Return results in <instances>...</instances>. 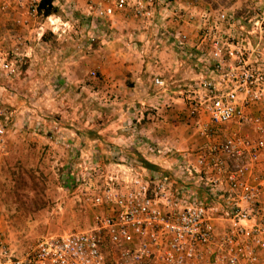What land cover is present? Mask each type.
<instances>
[{
	"label": "built area",
	"instance_id": "1",
	"mask_svg": "<svg viewBox=\"0 0 264 264\" xmlns=\"http://www.w3.org/2000/svg\"><path fill=\"white\" fill-rule=\"evenodd\" d=\"M15 1L27 11L25 23L42 20L40 31L43 20L58 36L70 26L61 14L43 15L41 0ZM249 2L236 14L212 6L182 7L169 0L87 1L85 27L96 29L99 21L118 11L131 10L145 29L170 12L167 17L177 25L172 32L175 44L181 50L191 44L187 53L197 61L199 73L181 95L207 141L198 166L179 169L182 184L163 174L146 178L137 156L126 157L120 147H109L114 155L109 163L78 157L71 165V186L93 209L92 226L44 236L22 253L0 239V264H264V178L252 182L248 177L264 151V0ZM54 3L64 12L65 7L77 10V0ZM185 24L196 25L194 38L181 29ZM90 40H96L94 34ZM19 56L18 48H0V71L17 75ZM91 74L97 76L96 71ZM155 83L163 85V80L156 78ZM230 123L246 125L256 136L231 129L216 140ZM51 133L50 141L61 142L57 131ZM7 142L0 121V158ZM205 171L227 174L225 200L214 198L207 204L194 196L193 188L201 185L185 177ZM208 184L215 186L217 180L210 178ZM214 218L228 221V231L217 234Z\"/></svg>",
	"mask_w": 264,
	"mask_h": 264
},
{
	"label": "crops",
	"instance_id": "2",
	"mask_svg": "<svg viewBox=\"0 0 264 264\" xmlns=\"http://www.w3.org/2000/svg\"><path fill=\"white\" fill-rule=\"evenodd\" d=\"M87 1L77 0V10L81 8L86 13ZM169 2L182 7L195 4L194 0ZM218 9H228L236 14L242 12V8L238 6ZM169 13L159 20L157 26L143 29L131 10L118 11L112 18L99 21L100 27L115 28L116 31L114 30L115 34L111 37L102 38L98 48L53 59L52 63H56L53 64L50 74L59 79L56 87H61L60 80L64 75L75 77L80 80L81 89L92 87L94 92L99 93L101 105L97 107L96 103L85 99L73 101L67 107H61L56 100L50 102L52 113L50 119H46L49 121V130L57 131L58 137L64 143L61 147L47 141L53 148L56 147L61 153L69 148L75 152L73 155L90 159L99 157L103 162L107 159L110 162L113 156L108 152L109 147H120L126 157L143 155L152 161L157 168L149 169L151 176L163 174L173 182L178 180L179 184L184 182L177 177V174H182L180 168L198 166V154L207 138L196 128L195 116L184 102L181 92L198 75L199 69L196 59L187 53L192 48L191 44L184 48L185 52L174 40L172 43V40L164 36L166 33L172 35L177 26L167 17ZM26 18V9L15 0H0V48H18L19 60L36 54L34 49H37L40 42L30 43L29 38L31 39L33 31H36L38 40L44 34V30H39L42 20L32 18L27 24L24 22ZM181 29L189 32L193 38L196 36L195 24L182 25ZM147 34L149 39L145 38ZM71 44L72 42L67 43ZM38 60L43 63L40 57ZM45 70L40 68L35 74L45 73ZM89 70L98 72L100 81L93 86L83 81ZM27 72L31 70L26 69ZM156 78L163 80V85L156 84ZM27 110L25 106L20 112L27 116ZM254 110L259 112L260 109ZM55 112L62 115L55 117ZM93 112H98L100 118H95ZM39 119L37 126L45 128L44 117ZM231 129H238L244 136H256L251 128L230 123L222 127L216 140L221 141ZM158 149L161 151L159 154ZM248 177L252 182L264 178V151L248 172ZM210 178L217 180L215 186L208 184ZM226 178L225 172L216 171L185 177L186 180L192 179L200 183V187L193 188V194L207 204L214 198L218 202L225 200L229 194ZM261 198L264 203V184ZM213 222L217 234L228 231V221L214 218Z\"/></svg>",
	"mask_w": 264,
	"mask_h": 264
},
{
	"label": "rangeland",
	"instance_id": "3",
	"mask_svg": "<svg viewBox=\"0 0 264 264\" xmlns=\"http://www.w3.org/2000/svg\"><path fill=\"white\" fill-rule=\"evenodd\" d=\"M194 2L201 7L238 6L242 11L250 4L249 0H194ZM65 9L64 12L60 8L59 14L69 18L70 26L61 36L52 32L49 22L43 20L45 24L42 39H36V31H33L31 39L29 38L31 44L40 42L34 53L43 59L42 64L36 54L25 58L22 56L23 58L18 60L17 75L9 77L0 71V121L4 124L8 137L6 154L0 158V239L7 241L19 253L26 251L44 236L85 230L93 223V209L84 202L78 192L72 190L71 186L73 184L71 165L80 155H73L75 152L69 148L68 150L65 148L61 153L47 142L52 133L46 119H50L52 113L50 102L54 100L58 101L61 107L84 99L101 107L99 93L94 92L92 87L81 89L80 80L68 75L61 77V87H56L59 79L51 76L50 71L56 63H52L53 59L92 51L99 47L102 38L111 37L116 30L103 26L97 29L85 27L87 18L85 11L81 8ZM70 14L72 16H69ZM91 34L95 35V41L90 40ZM164 36L173 43L172 35L166 33ZM148 37L147 34L145 38L149 39ZM69 42L72 44L67 45ZM40 68L46 69L45 73L35 74ZM26 69H30L31 72L26 73ZM92 71L97 72L89 70L83 78L89 86L100 81L98 72L93 78ZM42 104L44 106H41ZM25 106L28 108L27 116L20 112ZM55 115L57 117L62 114L55 112ZM41 116L44 117L45 128L37 126ZM94 117H99L98 112ZM242 126L248 128L246 125ZM58 135L57 132V137ZM56 144L64 146L62 140ZM112 156L114 159V155ZM85 158L89 157H81L80 160ZM105 162H109V159ZM142 173L146 178L151 177L149 170ZM106 252L110 253L108 247Z\"/></svg>",
	"mask_w": 264,
	"mask_h": 264
},
{
	"label": "trees",
	"instance_id": "4",
	"mask_svg": "<svg viewBox=\"0 0 264 264\" xmlns=\"http://www.w3.org/2000/svg\"><path fill=\"white\" fill-rule=\"evenodd\" d=\"M39 11H41L43 15L48 16L50 14H59L61 10L60 7L54 3V0H41L39 4ZM137 160L140 162L142 170L145 169L146 171L157 168L152 161L145 158L143 155H138Z\"/></svg>",
	"mask_w": 264,
	"mask_h": 264
}]
</instances>
